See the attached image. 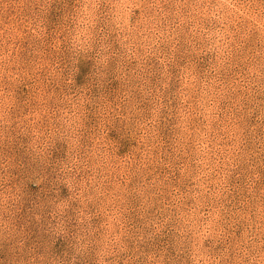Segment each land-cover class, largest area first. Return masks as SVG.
<instances>
[{
    "label": "rangeland",
    "instance_id": "rangeland-1",
    "mask_svg": "<svg viewBox=\"0 0 264 264\" xmlns=\"http://www.w3.org/2000/svg\"><path fill=\"white\" fill-rule=\"evenodd\" d=\"M0 264H264V0H0Z\"/></svg>",
    "mask_w": 264,
    "mask_h": 264
}]
</instances>
